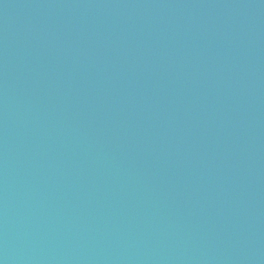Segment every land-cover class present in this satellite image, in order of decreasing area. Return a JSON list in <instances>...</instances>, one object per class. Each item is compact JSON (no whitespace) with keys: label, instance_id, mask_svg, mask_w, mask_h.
Returning a JSON list of instances; mask_svg holds the SVG:
<instances>
[{"label":"water","instance_id":"95a60500","mask_svg":"<svg viewBox=\"0 0 264 264\" xmlns=\"http://www.w3.org/2000/svg\"><path fill=\"white\" fill-rule=\"evenodd\" d=\"M0 264H264V0H0Z\"/></svg>","mask_w":264,"mask_h":264}]
</instances>
